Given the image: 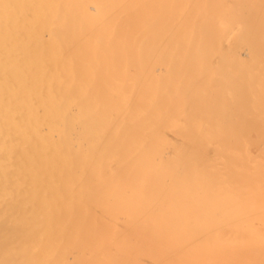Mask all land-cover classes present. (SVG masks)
Listing matches in <instances>:
<instances>
[{
    "label": "bare ground",
    "instance_id": "1",
    "mask_svg": "<svg viewBox=\"0 0 264 264\" xmlns=\"http://www.w3.org/2000/svg\"><path fill=\"white\" fill-rule=\"evenodd\" d=\"M0 264H264V0H0Z\"/></svg>",
    "mask_w": 264,
    "mask_h": 264
}]
</instances>
